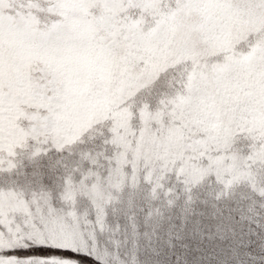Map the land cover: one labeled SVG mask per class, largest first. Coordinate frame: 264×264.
<instances>
[{
  "label": "snow or ice",
  "instance_id": "snow-or-ice-1",
  "mask_svg": "<svg viewBox=\"0 0 264 264\" xmlns=\"http://www.w3.org/2000/svg\"><path fill=\"white\" fill-rule=\"evenodd\" d=\"M89 260L264 264V0H0V264Z\"/></svg>",
  "mask_w": 264,
  "mask_h": 264
},
{
  "label": "trees",
  "instance_id": "trees-1",
  "mask_svg": "<svg viewBox=\"0 0 264 264\" xmlns=\"http://www.w3.org/2000/svg\"><path fill=\"white\" fill-rule=\"evenodd\" d=\"M82 259H88V258H82ZM89 264H92V262L89 260Z\"/></svg>",
  "mask_w": 264,
  "mask_h": 264
}]
</instances>
